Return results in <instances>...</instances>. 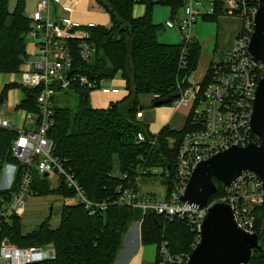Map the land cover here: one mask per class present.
<instances>
[{"label":"trees","instance_id":"trees-1","mask_svg":"<svg viewBox=\"0 0 264 264\" xmlns=\"http://www.w3.org/2000/svg\"><path fill=\"white\" fill-rule=\"evenodd\" d=\"M95 1L110 13L111 24L89 28L97 53L90 62L78 59L76 65L90 82L98 84L121 72L128 94L107 108H94L90 103L92 89L78 82L68 90H73L78 97L77 108L74 111L67 104L68 91L62 98H57L55 123L49 136L55 144L54 154L64 160L66 168H71L88 197L94 202H107V206L97 207L90 213L81 203H64L59 225L52 226L49 220H45L37 230L27 234L22 231L20 214L12 213L2 224V238H8L20 247L52 246L55 250V257L28 264H114L136 212L132 206L116 204L121 191L136 183L144 167H169L170 171L161 178L164 184H172L178 143L171 145L169 138L179 141L188 129L186 121L180 130L165 126L153 134L147 123L137 119L143 107L140 94H157L159 97L153 102L164 100L163 106H172L182 89L190 85L189 78L198 68L201 43L196 38L188 42H162L159 35L163 25L153 21L156 4L170 6L172 18H175L184 0ZM9 2L0 0V73L11 74L21 71L29 57L27 33L32 22L25 14L23 1L20 0L14 10H10ZM137 3L146 6L142 17L134 16ZM213 3V13L206 14L205 18L218 19L225 14L222 0ZM205 78L207 82L208 77ZM14 88H21L25 94L18 107L38 109L37 89L7 83L0 93V110L8 100L9 91ZM139 132L145 134L146 142H137ZM155 137L157 142L153 145L150 142ZM14 138V131L0 128V166H18L12 186L0 188V221L1 199L13 200L12 195L19 192L24 169L12 151ZM33 177L34 193H53L65 199L74 197V191L62 181L52 188L49 179L43 175L35 171ZM215 181L220 191L214 199L225 193L223 183ZM254 214L256 232L264 246V204L255 207ZM141 236L144 244L159 246L167 242L172 252L186 254L195 246L198 232L182 219L169 220L149 213L144 216ZM248 264H264V252L254 253Z\"/></svg>","mask_w":264,"mask_h":264},{"label":"built area","instance_id":"built-area-1","mask_svg":"<svg viewBox=\"0 0 264 264\" xmlns=\"http://www.w3.org/2000/svg\"><path fill=\"white\" fill-rule=\"evenodd\" d=\"M225 1L230 7L229 15L242 19V29L234 48L228 50L222 60H213L211 70L206 76L207 82L206 78L196 83H191L189 79L190 85L182 89L180 97L172 105L175 109L183 106L189 109L188 129L179 141L169 138L171 145L178 143L172 184H164L163 197L142 196L139 186L143 180H153L159 175L158 171L161 172V177L170 171L169 167H144L136 183L125 187L116 201L120 206H132L141 209L145 214L156 213L169 220H184L193 231L198 232L196 243L200 238L201 223L208 210L180 200L194 169L200 162L234 145L245 147L250 142L260 141L249 127L255 91L264 73V64L256 61L248 50L258 1ZM76 11L73 0H39L37 8L29 15L32 23L27 33V39H33L39 51L35 60L30 61L29 57L25 60L22 70L15 73L17 76L12 82L22 88L39 91L38 109L18 107L22 100L16 106L6 100L3 106H8L10 112H21L18 123L8 118L3 109L0 110V128L15 132L12 151L24 166L19 192L12 195V201L1 199L0 264H28L55 257L52 246L20 247L8 238H2L3 222L8 221L12 213L20 214L32 193L35 171L41 176L48 174L46 178L49 180L56 179L57 185L60 181L64 182L74 191L76 202L83 204L90 213L97 207L107 206V202H94L88 197L71 168H66L64 160L54 154L55 144L49 136L55 123V105L60 94L75 87L78 82L92 91L102 86L101 82H90L79 72L80 68L76 65L78 59L90 62L95 57L97 47L89 28L98 25L94 22L84 24L75 17ZM196 21L190 3L186 6L183 17L167 20L166 26L177 27L182 41L186 42L193 37L192 25ZM158 97L157 94L152 95L153 99ZM142 118L143 111H140L137 119L142 121ZM146 141L145 134L139 132L137 142ZM156 142L157 137L150 143L155 145ZM2 168L0 166V172ZM17 171L18 166L16 175ZM15 174L12 172V175ZM123 177L126 178L127 175L124 174ZM14 180L10 176H4L0 188H10ZM216 202L230 204L238 225L247 232H256L254 209L264 204L262 182L255 174L243 172L225 188L221 197L212 200V204ZM188 254L174 253L167 246V242H162L156 264H188Z\"/></svg>","mask_w":264,"mask_h":264},{"label":"water","instance_id":"water-1","mask_svg":"<svg viewBox=\"0 0 264 264\" xmlns=\"http://www.w3.org/2000/svg\"><path fill=\"white\" fill-rule=\"evenodd\" d=\"M257 1L248 50L256 61L264 64V0ZM163 104L164 100H158L148 108ZM249 127L259 137V143L253 141L245 147L234 145L200 162L180 198L184 203L208 210L200 226V238L188 254V264H248L254 253L264 252L258 232L242 229L230 204H212L220 191L215 179L227 188L248 171L259 177L264 189V73L255 91Z\"/></svg>","mask_w":264,"mask_h":264},{"label":"rangeland","instance_id":"rangeland-1","mask_svg":"<svg viewBox=\"0 0 264 264\" xmlns=\"http://www.w3.org/2000/svg\"><path fill=\"white\" fill-rule=\"evenodd\" d=\"M20 0H10L9 8L10 10H14L19 3ZM25 3V14L27 16L31 15L33 11L37 8L39 0H21ZM214 0H184V5L180 8L175 18H172L170 6L166 4H156L153 8V21L156 24L163 25L161 26V31L159 38L162 42L165 43H179L182 41L180 37L179 29L176 28H168L165 25V22L170 19H180L185 14V6L190 5L192 3V8L195 13V17L197 21L192 25V38H196L202 45V53L200 56L199 64L202 68L205 62L212 56H215V60H222L227 50L234 48L237 36L242 29V19L237 16L229 15L230 7L225 0H222L225 6V14L223 16H219L218 19L213 18H205L206 14L213 13ZM99 5V4H98ZM96 5L94 0H84L82 1L80 8L84 9L83 11L79 10L78 19L84 24L88 22H94L101 26H110L111 24V15L109 12L105 11L102 6ZM141 7L142 4H135L134 11L137 10V7ZM88 14H86L87 12ZM190 41V40H188ZM186 41V42H188ZM185 42V41H184ZM38 47L33 39H27V52L29 56V60L33 61L36 59V53L38 52ZM199 67V68H200ZM211 67V66H210ZM210 67L208 71L210 70ZM198 69V68H197ZM197 71V70H196ZM195 71V72H196ZM194 74V72H193ZM193 74L191 75L193 77ZM114 78H118V75ZM3 76L0 75V91L4 87V82L2 83ZM102 85V84H101ZM21 89V88H20ZM22 90V89H21ZM23 91V90H22ZM68 91V90H67ZM66 91V92H67ZM94 90L91 92L90 103L94 108H101L103 106L108 105L109 100L111 98L107 95H103L100 92H96ZM69 96H67V104L75 111L77 108V99L73 90L67 92ZM126 94V93H125ZM121 92L118 96H116L115 100L123 99L125 95ZM128 94V93H127ZM61 98L65 96V93L60 94ZM124 96V97H123ZM60 98V96H59ZM139 100L141 105L145 106L144 109V118H142V122L147 123L149 125V129L151 133H158L159 130L168 123L175 126L176 128L181 129L186 121V112L187 107H181L176 111L171 106H160L149 109V105H151V101L153 100L152 95L150 94H140ZM1 109L5 112V115L10 118L12 121H16L18 123L21 119V112L14 111L10 112L8 106H3ZM171 117V118H168ZM16 166L6 164L2 168L0 172V187L2 186V181L4 176H10L12 180L15 179ZM157 176L154 177V181L152 184L161 185L162 178L161 172L158 171ZM51 187H57V180L51 179ZM142 186V185H141ZM141 191V190H140ZM159 195V194H158ZM76 202L74 197L63 198L61 195L57 194H48V195H39L37 193H30L29 199L23 206V211L20 213V222L22 226V231L27 234L37 230L40 224L49 220L52 226H57L60 224V211L61 206L64 203H73ZM54 207V211L51 210V207ZM137 210V209H135ZM142 212V211H141ZM142 215H145V212H142ZM157 246V245H156ZM159 246H157L159 250ZM156 264V263H155Z\"/></svg>","mask_w":264,"mask_h":264},{"label":"crops","instance_id":"crops-1","mask_svg":"<svg viewBox=\"0 0 264 264\" xmlns=\"http://www.w3.org/2000/svg\"><path fill=\"white\" fill-rule=\"evenodd\" d=\"M73 1H74L76 8H77V11L75 13V17L78 19V16H80L79 10H81V11L84 10V9L80 8V5H81L82 1H84V0H73ZM95 3H96V5H98V3L96 1H95ZM136 7H137V10L134 11V16L135 17L144 16V14L146 12V6L142 4L141 7H139V6H136ZM86 14H88V12ZM166 22H165V25H166ZM215 59H216L215 56H213V57L211 56L208 59V61L205 62L204 66H202V68L200 66H198V69L196 72H194L193 77L190 76V78H189L190 82L196 83V82L202 81L208 73V69L210 67L211 62ZM0 75L3 76V79H2V83L4 82L3 86H5L7 83H12L17 76L15 73H11V74L0 73ZM101 84H102L101 88L98 89L97 91L100 92L101 94L107 95L111 98V100H109V102H108V105L103 106L101 108H107L112 103L120 101V99L115 100V98L121 92H123L124 94L126 93L124 96H126L128 93V90L126 89V82L123 79L121 72L118 73V78L105 79L101 82ZM3 88H2V90H3ZM2 90L0 91V93L2 92ZM24 98H25L24 91H22L20 88H14V89L9 91L8 101L12 106H16L18 104V102H20ZM152 103H153V100L151 101V104ZM171 107L173 109H175L173 106H171ZM175 110L178 111V109H175ZM187 111L189 112V109H187ZM188 112H186V121H187V117H188ZM144 115L145 114L143 113V118H144ZM168 118H171V117H168ZM186 121L184 122V125L182 126V128L185 126ZM165 126H170L171 128H175V129L180 130L179 128H176L175 126L171 125V123L168 121V123L165 124L159 130V132ZM154 134H157V133H154ZM154 180L155 179L143 180V182L141 183L142 186L141 185L139 186V190H141L140 194L142 196H149V197L150 196H153V197H163L164 196V194H165L164 183L162 182L161 185H155V184H152V182ZM63 205L61 206V209H62ZM51 210L54 211L53 206L51 207ZM141 211H142L141 209L136 210L134 222L131 225V227L129 228L128 232L126 233L123 245H122V247L118 253L117 259L114 262V264H155L156 263V257H157V253H158L157 246L155 244H144L142 241L141 225H142V222H143L145 215H142L143 211L142 212Z\"/></svg>","mask_w":264,"mask_h":264}]
</instances>
